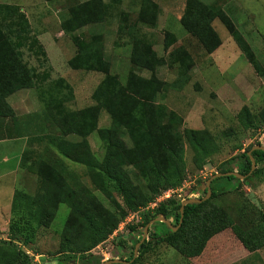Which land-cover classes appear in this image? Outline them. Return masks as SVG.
Returning a JSON list of instances; mask_svg holds the SVG:
<instances>
[{
  "label": "trees",
  "instance_id": "trees-1",
  "mask_svg": "<svg viewBox=\"0 0 264 264\" xmlns=\"http://www.w3.org/2000/svg\"><path fill=\"white\" fill-rule=\"evenodd\" d=\"M45 1H56L61 5L60 28L76 47L68 65L73 69L101 72L103 78L92 93L94 104L69 111L47 103L37 118L42 124L49 125L54 133H28L8 102L9 96L31 88L34 83L32 72L23 62L18 47L27 44L36 54L45 56V52L37 38L29 35L30 24L20 7L0 3V140L27 137L28 144L46 140L55 148L54 151L50 148L43 150L44 156L33 149H25L21 154L19 165L36 175V187L33 193L21 188L13 191L7 238L0 241V264H32L19 245L33 243L38 229L50 226L62 203L69 211L60 232L57 254H73L77 260L56 258V263L101 264L102 256L93 254L92 250L117 228L122 215L146 206L161 190L181 184L185 174L184 139L197 151L210 142V137L203 130L183 128V119L177 112L164 110L156 103L170 85L156 75L155 69L171 66L175 61L172 53L176 54L180 49H171L167 57H158L145 36L132 35L131 67L122 84L116 75L110 73V63L104 54L103 32L93 31L88 36L80 32L87 25L102 24L115 13L119 17L117 32L128 30L131 33L137 25L153 28L158 9L153 1L139 0L140 7L133 19H129L128 13H114L122 0ZM215 18L229 25L221 0L211 4L186 0L180 17L183 29L196 37L208 53L221 43L211 25ZM231 34L247 61L264 76L255 53L240 32L233 30ZM164 41L165 49H168L174 36L166 32ZM179 62H183L182 59ZM141 71H148L149 76H144ZM101 110L111 118L108 127H98ZM238 117L244 128L257 127L258 123H264V107L258 116L251 115L248 108L243 107ZM93 132L104 144L101 159L95 156L88 141ZM248 151L223 161L219 172L248 173L251 168ZM252 156L258 163L264 160V151L253 150ZM64 160L84 165L91 182L114 204V208L106 207L77 174L70 171ZM257 172L258 169L253 174ZM222 177L228 181H241L230 175L214 178L211 183ZM200 188L205 195V181ZM211 191L209 199L185 205L182 221L175 231L163 222H154L159 229L147 234L149 239L145 238L139 245L135 257L134 249L128 253L122 249L124 255L120 260L123 262L111 264H135L152 244L161 242L173 246L186 257H195L200 255L213 235L226 228H231L249 252L264 247V214L256 212L243 199H237L233 211H229L225 205L215 203L219 193L213 188ZM114 193L120 197V203ZM169 203L172 207L168 206ZM146 212L142 214L143 226L162 215L176 227L180 219V201L169 200L158 205L152 213Z\"/></svg>",
  "mask_w": 264,
  "mask_h": 264
},
{
  "label": "rangeland",
  "instance_id": "rangeland-1",
  "mask_svg": "<svg viewBox=\"0 0 264 264\" xmlns=\"http://www.w3.org/2000/svg\"><path fill=\"white\" fill-rule=\"evenodd\" d=\"M6 1L15 3L17 0ZM151 1L158 7L153 28L137 25L131 33L128 30L117 32L119 17L115 12L128 13L129 19H133L140 7L139 0H122L114 10V15L107 17L102 24L87 25L80 32L84 36L93 31L103 32L104 54L110 63V73L116 75L122 84L125 83L131 67L132 35L145 36L146 40L152 43V49L158 57H167L171 49H180L176 54L172 53L175 61L171 66L164 65L155 69L156 75L170 85L166 92L159 95L156 103L164 110L177 112L183 119V128L203 130L210 137V142L197 151L184 139V178L179 186L170 188L175 192L164 201L181 203L188 197H203L200 187L210 176L220 171L223 161L248 151L251 146L264 145V123H258L257 127L244 128L238 117L243 107H247L253 116H258L264 107V76L255 71L247 61L231 34L233 30L240 32L255 53L260 71L264 74V0H221V6L230 21L228 26L218 18L211 22L221 41L211 53L206 52L198 39L186 32L180 23L186 0ZM201 1L211 4L215 0ZM41 3L35 10L25 11V15L30 24L29 35L37 38L45 56L32 52L27 44L18 47L23 62L32 72L34 83L31 88L19 90L8 97V102L22 121L25 130L33 135L46 131L54 133L49 125L42 124L37 118V114L43 112L47 103L69 111L90 106L94 104L92 93L103 78L101 72L73 69L68 65L69 59L76 53V47L70 36L60 28L61 5L56 1L42 0ZM166 32L174 36V41L168 49L164 46ZM187 57L189 60H185ZM181 59L183 62L180 63ZM141 74L149 76L148 71H141ZM110 123L109 114L101 110L98 127H108ZM23 141L8 139L0 144V241L7 238L10 207L7 206L6 200L10 190L21 188L29 193L35 191L36 175L19 165L23 150L33 149L37 154L44 156L43 150L46 148L52 151L55 149L46 140L31 141L30 144L26 143V140L24 144ZM88 141L95 156L101 159L104 144L98 134L91 133ZM64 161L70 171L76 173L79 180L90 188L106 207L114 208V204L91 182L84 165L70 160ZM256 169L258 172L253 174ZM254 171L241 181H228L222 177L211 183V189L219 193L214 199L215 203L225 205L229 211H233L235 201L243 199L256 212L264 214V160L256 163ZM115 197L120 203V197ZM168 206L172 207L170 203ZM68 211L66 204H60L50 226L39 228L33 243L19 245L32 264L56 262V258H62L64 261L77 260V256L73 254H57L60 232ZM146 211L152 213L151 209ZM124 217L122 215L118 223L120 230L117 231V236L99 243L92 250L93 254L101 255L100 252L104 250L109 253L107 259H113L115 256L120 259L124 255L122 249L128 253L135 248L141 236V228L142 232L144 229L143 215L137 225L127 221L121 224ZM168 220L173 223L169 218ZM158 227L152 223L148 233H154ZM146 239H149L148 235ZM247 251L231 228H226L213 235L198 256L186 257L178 249L161 242L152 244L135 264H244L250 260L246 258ZM261 253L259 259L250 264H264V247L261 248Z\"/></svg>",
  "mask_w": 264,
  "mask_h": 264
},
{
  "label": "water",
  "instance_id": "water-1",
  "mask_svg": "<svg viewBox=\"0 0 264 264\" xmlns=\"http://www.w3.org/2000/svg\"><path fill=\"white\" fill-rule=\"evenodd\" d=\"M253 150H262L264 151V145H260V144H257V145H254L252 146L249 151L247 152L249 158H250V161H251V168L250 170L248 171V173H246L245 175H242V174H239L235 171H229V172H218V173H214L212 176H210L206 182H205V186H206V193L203 197H197V198H194V197H188V198H185L181 201L180 203V219H179V223L176 227H173V225L171 224V222L166 219L164 216L162 215H158L156 216L155 218H153L151 221H149L145 226H144V229H143V233L141 235V238L139 240L138 243H136L135 245V248H134V257L136 256L137 254V249L139 247V245L144 241V239L147 237V234H148V229H149V226L154 223V222H163L165 223L170 229H172L173 231H175L178 226L180 225L181 221H182V216H183V210H184V207L186 204H189V203H200L202 201H205L207 199L210 198L211 196V187H210V183L211 181L214 179V178H217V177H221V176H234L236 178H239V179H244L245 177H247L248 175H250L254 169L256 168V162H255V159L254 157L252 156V151ZM120 262H123L122 260L120 259H116V258H113V259H107V260H103L101 264H111V263H120ZM46 264H56V262H49V263H46Z\"/></svg>",
  "mask_w": 264,
  "mask_h": 264
},
{
  "label": "built area",
  "instance_id": "built-area-1",
  "mask_svg": "<svg viewBox=\"0 0 264 264\" xmlns=\"http://www.w3.org/2000/svg\"><path fill=\"white\" fill-rule=\"evenodd\" d=\"M173 192H175V190H172L170 188L164 190L163 192L157 194L146 206L144 207H139L137 210L135 211H130L128 212L125 217L123 218V221L121 222V224H124V222H130L133 225H137L139 220H141V216L142 214L148 210L151 209V211H153L154 209H156L158 207V205H160L161 203H163L164 201L168 200ZM195 198V197H194ZM120 230V226L117 227L109 236L105 241H108L109 239H113L114 237H116L117 235V231ZM141 235H142V228L140 231ZM98 246V245H97ZM101 255H103L102 257V261L105 259H107L109 257V253H106L104 250H102L100 252ZM115 258H119L118 256H115ZM46 264V263H44Z\"/></svg>",
  "mask_w": 264,
  "mask_h": 264
},
{
  "label": "crops",
  "instance_id": "crops-1",
  "mask_svg": "<svg viewBox=\"0 0 264 264\" xmlns=\"http://www.w3.org/2000/svg\"><path fill=\"white\" fill-rule=\"evenodd\" d=\"M1 2L0 3H10V4H16L20 7L21 11L26 13L25 11H29L30 9H36L37 7H39L40 5H42V0H17L15 3H12V2H7L6 0H0ZM39 5V6H38ZM24 140L23 143L25 144V138H15V139H12V141H18V140ZM4 141H8V139H4V140H0V144ZM12 194H13V191L10 190V193L8 194V198L6 200V203H7V206L10 207V205H8V202H11V198H12ZM248 252V255L246 258L250 259V260H247L248 262L247 263H244V264H250L251 262H253L254 260H258L260 255H262L261 253V249H258L256 250L255 252ZM256 262V261H255Z\"/></svg>",
  "mask_w": 264,
  "mask_h": 264
}]
</instances>
